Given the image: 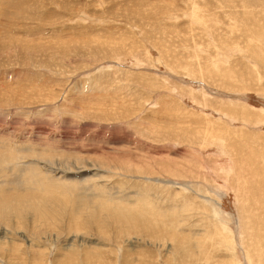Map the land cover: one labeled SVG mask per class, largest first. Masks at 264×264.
<instances>
[{
	"label": "rangeland",
	"instance_id": "374dc122",
	"mask_svg": "<svg viewBox=\"0 0 264 264\" xmlns=\"http://www.w3.org/2000/svg\"><path fill=\"white\" fill-rule=\"evenodd\" d=\"M0 264H264V0H0Z\"/></svg>",
	"mask_w": 264,
	"mask_h": 264
},
{
	"label": "bare ground",
	"instance_id": "6f19581e",
	"mask_svg": "<svg viewBox=\"0 0 264 264\" xmlns=\"http://www.w3.org/2000/svg\"><path fill=\"white\" fill-rule=\"evenodd\" d=\"M45 185V184H44ZM50 189H51V187H50ZM72 199V198H71Z\"/></svg>",
	"mask_w": 264,
	"mask_h": 264
}]
</instances>
